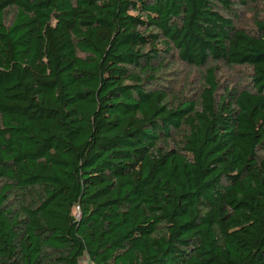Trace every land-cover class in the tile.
<instances>
[{"label": "trees", "instance_id": "1", "mask_svg": "<svg viewBox=\"0 0 264 264\" xmlns=\"http://www.w3.org/2000/svg\"><path fill=\"white\" fill-rule=\"evenodd\" d=\"M257 1L0 0V264H264Z\"/></svg>", "mask_w": 264, "mask_h": 264}, {"label": "rangeland", "instance_id": "2", "mask_svg": "<svg viewBox=\"0 0 264 264\" xmlns=\"http://www.w3.org/2000/svg\"><path fill=\"white\" fill-rule=\"evenodd\" d=\"M264 13V0H259L256 4L245 6L241 8L239 19L236 24L238 27L249 30L254 25L255 12ZM165 69L158 75L157 85L165 87L164 90L168 91L169 97L177 99L179 97L197 98V88L202 82L203 68L188 65L179 61L176 57L170 58L167 62ZM241 69V71L237 70ZM243 66L236 69L222 67L219 73V79L224 84H232L240 82V75ZM244 77L242 78L243 82Z\"/></svg>", "mask_w": 264, "mask_h": 264}, {"label": "crops", "instance_id": "3", "mask_svg": "<svg viewBox=\"0 0 264 264\" xmlns=\"http://www.w3.org/2000/svg\"><path fill=\"white\" fill-rule=\"evenodd\" d=\"M79 264H91V263L89 262L88 259L83 258V259L80 260V263Z\"/></svg>", "mask_w": 264, "mask_h": 264}]
</instances>
